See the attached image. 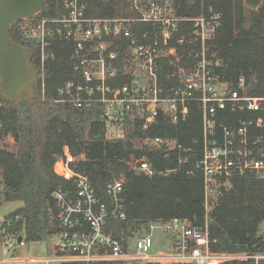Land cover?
Listing matches in <instances>:
<instances>
[{"label": "built area", "instance_id": "built-area-1", "mask_svg": "<svg viewBox=\"0 0 264 264\" xmlns=\"http://www.w3.org/2000/svg\"><path fill=\"white\" fill-rule=\"evenodd\" d=\"M55 18H38L33 25H22L25 36L39 49V77L43 78L45 60L53 41L73 44L71 60L79 77L59 89L61 101L77 110L98 108L108 141L125 139L126 121L138 122L142 129L154 125L159 116L170 122L184 120L191 105L202 114V147L182 148L175 139L153 137L139 142L149 150L177 151L178 163L191 162L201 173L204 189L205 222L202 226L173 219L129 225L122 197L124 179L113 178L105 184L103 201L89 179L78 173L68 147L57 157L53 172L72 188L58 187L51 197L56 205V233L50 238L52 249L44 259L3 256L1 264H227L233 259L264 262V253L230 255L211 251L208 231L209 201L220 181L252 176L264 179V93L254 96L258 81L240 77L235 85L225 80L216 68L219 60L209 50L221 25L222 14L187 17L177 13L173 0H128L137 17L90 18L83 0H58ZM148 26L139 32L136 25ZM187 24V34L181 24ZM188 37L199 45L193 50L194 64L182 69L177 45ZM175 43V46L172 45ZM122 67H118L119 61ZM176 71L175 84L160 83L163 67ZM129 81L115 85L120 76ZM42 90L44 82L41 81ZM229 113L230 118L225 114ZM245 113V117L238 116ZM228 118L226 122L225 119ZM187 154V155H185ZM132 171L151 177L155 174L145 157L134 160ZM125 226L116 229L114 223ZM2 225H10L3 220ZM158 229L165 245L155 249L153 231ZM8 235L7 251L28 244L22 236Z\"/></svg>", "mask_w": 264, "mask_h": 264}, {"label": "trees", "instance_id": "trees-1", "mask_svg": "<svg viewBox=\"0 0 264 264\" xmlns=\"http://www.w3.org/2000/svg\"><path fill=\"white\" fill-rule=\"evenodd\" d=\"M85 14L90 18L137 17L129 10L128 0H83ZM178 14L192 17L206 15L210 11L222 14L221 25L214 38L208 42L209 50L216 54L219 66L216 72L235 85L240 77L257 79L250 92L258 96L264 93V0L257 11L246 9L243 0H173ZM58 0H45L42 12L27 20L33 25L38 18H55L59 15ZM139 32L148 29L142 23L136 25ZM187 34V24H181ZM11 39L26 48L28 62L40 70V52L22 29V22L9 29ZM175 46V43H172ZM180 60L178 67L187 69L194 64L193 50L199 49L188 37L177 45ZM73 44L53 41L48 49L50 56L43 68L44 89L41 77L35 88L36 112L27 102L19 109L0 96V143L11 137L16 150L0 148L2 170L1 194L5 202H21L22 206L9 213L3 225L5 235L22 236L27 243L50 240L56 233V205L51 197L58 187L72 188L53 172L54 163L64 147L74 157V169L85 175L97 195L103 201L105 184L113 178L122 177V197L126 221L139 225L173 219L187 220L202 226L206 212L201 173L191 162L179 164L177 151L135 149L134 141L162 137L175 139L182 148H193L198 155L202 147V114L191 105L184 120L170 122L167 116H159L154 125L142 129L138 122L126 121L125 139L108 141L104 138L105 124L98 108L77 110L61 101L58 91L68 80H76L71 54ZM122 61L118 67H122ZM174 66L166 64L160 75V83L171 87L176 82ZM129 81L120 75L115 85ZM229 118L230 114L225 113ZM245 117V113H238ZM228 121V118L225 119ZM187 155V154H185ZM145 157L155 174L146 177L130 169L128 162ZM213 195L215 198L208 214L210 248L214 253L243 255L264 253V237L258 235L264 222V179L252 176L235 177L220 181ZM216 196V197H215ZM116 229L125 222L114 223ZM227 264H252L251 261L233 259ZM264 264V262H260Z\"/></svg>", "mask_w": 264, "mask_h": 264}, {"label": "water", "instance_id": "water-1", "mask_svg": "<svg viewBox=\"0 0 264 264\" xmlns=\"http://www.w3.org/2000/svg\"><path fill=\"white\" fill-rule=\"evenodd\" d=\"M262 2L243 0L244 7L252 11H257ZM44 3L45 0H0V96L17 109L27 102L33 106V112L39 71L29 64L26 48L11 39L9 29L38 16Z\"/></svg>", "mask_w": 264, "mask_h": 264}, {"label": "rangeland", "instance_id": "rangeland-1", "mask_svg": "<svg viewBox=\"0 0 264 264\" xmlns=\"http://www.w3.org/2000/svg\"><path fill=\"white\" fill-rule=\"evenodd\" d=\"M25 22L26 21L22 22L23 26L26 24ZM40 79L41 81L43 80V78H40ZM38 81H39V78H38ZM35 112H36V105H35ZM133 145L135 149H139V150L148 149L142 144V142H139L138 140L134 141ZM0 148H4L10 152H14L16 150V145L11 137H6L4 140L1 141ZM127 164L130 168H132L133 166H135V161L131 159ZM1 181H2V170L0 168V260H2L3 256L5 255L8 259L9 258L10 259L26 258V257L35 258V259H44L45 257H47L48 253L52 249L53 242L51 240L28 243L26 244L25 247H19L18 249L11 251V252L7 251V249L5 248L4 240L6 239L7 235L4 234V230L2 229L3 227L2 222L9 213L20 208L22 206V203L21 202H5L3 200V196L1 194V189H2ZM214 200H215L214 197L210 199L208 212L211 211L212 205L214 204ZM258 235L264 237V222L259 226ZM152 238H153L155 249L159 250V248L164 247L165 243L161 239V234L158 229H155L153 231ZM23 264H27V263H23Z\"/></svg>", "mask_w": 264, "mask_h": 264}]
</instances>
